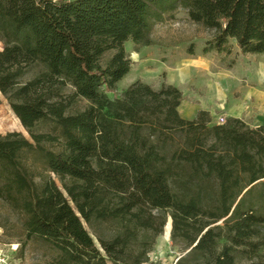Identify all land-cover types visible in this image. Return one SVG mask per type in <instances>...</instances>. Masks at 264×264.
<instances>
[{"label":"trees","instance_id":"obj_1","mask_svg":"<svg viewBox=\"0 0 264 264\" xmlns=\"http://www.w3.org/2000/svg\"><path fill=\"white\" fill-rule=\"evenodd\" d=\"M179 8L215 30L217 51L234 39L264 54V0H0V101L33 139L0 134V198L51 248L48 264H143L166 211L187 251L175 264H264V126L184 118L166 82L109 95L131 69L125 43L153 44Z\"/></svg>","mask_w":264,"mask_h":264},{"label":"rangeland","instance_id":"obj_2","mask_svg":"<svg viewBox=\"0 0 264 264\" xmlns=\"http://www.w3.org/2000/svg\"><path fill=\"white\" fill-rule=\"evenodd\" d=\"M214 34L215 30L191 20L184 8L166 14L154 27L153 44L137 45L132 40L125 43L132 61L131 69L119 81L115 93L109 95H122L137 80L156 89L167 80V75L168 79L172 76L177 82L179 75L176 71L182 68L186 71L183 86L186 99H201V109L211 113L213 124L238 117L251 127L264 126V54H244L234 39L229 40L227 51H217ZM2 48L3 43L0 42V50ZM111 55L109 52L105 60ZM87 104V101L79 99L72 109L75 111ZM48 129L41 128L44 131ZM14 131L33 140L1 94L0 134ZM47 145L55 148L57 143ZM24 159L35 178L40 180L43 169L36 154L24 153ZM165 214L167 224L143 264H175L187 252L181 241L173 242L172 218L170 212ZM23 221L24 215L0 198V245L9 250L12 264H48L56 255L43 241L27 240ZM106 230L109 234V228ZM261 254L264 255V247ZM254 262L255 259L242 261L243 264ZM108 264L113 263L109 261Z\"/></svg>","mask_w":264,"mask_h":264},{"label":"crops","instance_id":"obj_3","mask_svg":"<svg viewBox=\"0 0 264 264\" xmlns=\"http://www.w3.org/2000/svg\"><path fill=\"white\" fill-rule=\"evenodd\" d=\"M176 72L179 75V79L177 82L174 81L172 76L170 79H168V75H167V80L165 82L177 86L183 93V99H182L181 105L179 106L180 114L184 118L194 119L197 116L198 111L202 110L201 109V99H199V100L198 99L195 100L196 98L192 99V100L186 99V92H185V89L183 88V86L185 85V75L184 74L186 73V71H184L181 68L180 70H178ZM198 98H200V95L198 96Z\"/></svg>","mask_w":264,"mask_h":264},{"label":"built area","instance_id":"obj_4","mask_svg":"<svg viewBox=\"0 0 264 264\" xmlns=\"http://www.w3.org/2000/svg\"><path fill=\"white\" fill-rule=\"evenodd\" d=\"M0 264H12L11 254L8 249L0 245Z\"/></svg>","mask_w":264,"mask_h":264},{"label":"water","instance_id":"obj_5","mask_svg":"<svg viewBox=\"0 0 264 264\" xmlns=\"http://www.w3.org/2000/svg\"><path fill=\"white\" fill-rule=\"evenodd\" d=\"M189 251V250H188Z\"/></svg>","mask_w":264,"mask_h":264}]
</instances>
